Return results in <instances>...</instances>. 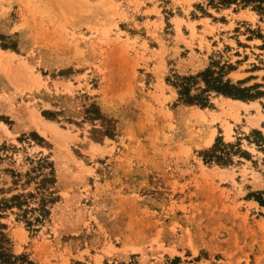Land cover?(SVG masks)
<instances>
[{"label": "rangeland", "instance_id": "obj_1", "mask_svg": "<svg viewBox=\"0 0 264 264\" xmlns=\"http://www.w3.org/2000/svg\"><path fill=\"white\" fill-rule=\"evenodd\" d=\"M261 36V37H260ZM263 10L220 0H0V201L36 264H264V96L177 101L212 60L264 92ZM217 138L228 165L199 152ZM27 214L40 222L31 226ZM45 209L47 214L40 216Z\"/></svg>", "mask_w": 264, "mask_h": 264}, {"label": "trees", "instance_id": "obj_2", "mask_svg": "<svg viewBox=\"0 0 264 264\" xmlns=\"http://www.w3.org/2000/svg\"><path fill=\"white\" fill-rule=\"evenodd\" d=\"M224 4L238 3L242 5L255 4V7L259 10H263L264 0H220ZM261 37V36H260ZM264 50L263 45L260 46ZM234 70V67L230 64H221L218 61L212 60L207 68L195 75L180 76L174 74L171 79H167V82L176 90L177 101L183 104H194L200 107H207L211 105V95H223L237 100L247 101L257 99L260 96H264L263 91L257 90L260 85L254 84L252 86L245 87L244 83L247 81L241 80L232 82L227 78V74ZM255 143L258 145L264 144V140L259 131H254ZM238 148L234 145L225 144L221 138H217L213 145L205 150L199 152L202 161L205 164H218L228 165L232 162V155L236 153ZM253 199L262 207H264V190L256 191L251 195ZM23 201L20 195L11 197L8 200L0 201V264H36L28 260L24 255L15 256L9 249V240L5 234L6 224L2 221L5 217V212L12 207L21 209ZM22 216L26 217V223L31 226L33 222H40V218L35 216L29 220L27 218L28 213H32L35 210L24 209ZM40 216H45L47 211L42 209L39 211ZM179 258L167 259L164 263L157 264H178ZM118 264H125L124 262ZM126 264H135L132 262Z\"/></svg>", "mask_w": 264, "mask_h": 264}]
</instances>
